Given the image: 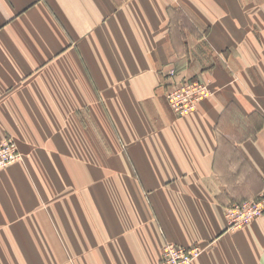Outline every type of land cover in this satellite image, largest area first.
<instances>
[{"label": "crops", "instance_id": "1", "mask_svg": "<svg viewBox=\"0 0 264 264\" xmlns=\"http://www.w3.org/2000/svg\"><path fill=\"white\" fill-rule=\"evenodd\" d=\"M184 80L214 94L178 115ZM7 137L0 264H264L225 213L264 190V0H0Z\"/></svg>", "mask_w": 264, "mask_h": 264}, {"label": "built area", "instance_id": "2", "mask_svg": "<svg viewBox=\"0 0 264 264\" xmlns=\"http://www.w3.org/2000/svg\"><path fill=\"white\" fill-rule=\"evenodd\" d=\"M172 78L176 71L169 73ZM214 94L211 86L199 80H184L174 83L167 93V100L172 110L178 115L195 111L199 103ZM15 139L7 137L0 142V171L21 160ZM264 184V179H263ZM229 229H236L251 223L264 215V190L256 198L233 204L225 209ZM202 253L199 247L185 248L168 243L163 256L156 264H192Z\"/></svg>", "mask_w": 264, "mask_h": 264}, {"label": "rangeland", "instance_id": "3", "mask_svg": "<svg viewBox=\"0 0 264 264\" xmlns=\"http://www.w3.org/2000/svg\"><path fill=\"white\" fill-rule=\"evenodd\" d=\"M205 83H207V82H205ZM207 84H209V83H207ZM210 85V84H209ZM211 86V85H210ZM212 88V87H211Z\"/></svg>", "mask_w": 264, "mask_h": 264}]
</instances>
